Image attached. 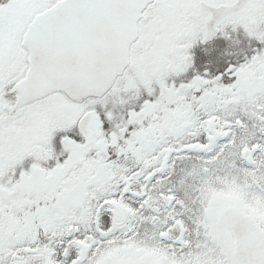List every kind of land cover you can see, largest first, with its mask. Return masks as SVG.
<instances>
[{"label": "snow or ice", "instance_id": "snow-or-ice-1", "mask_svg": "<svg viewBox=\"0 0 264 264\" xmlns=\"http://www.w3.org/2000/svg\"><path fill=\"white\" fill-rule=\"evenodd\" d=\"M0 264H264V0H0Z\"/></svg>", "mask_w": 264, "mask_h": 264}]
</instances>
